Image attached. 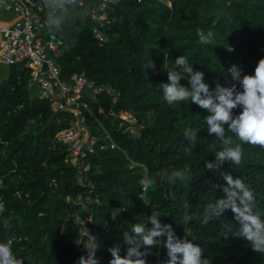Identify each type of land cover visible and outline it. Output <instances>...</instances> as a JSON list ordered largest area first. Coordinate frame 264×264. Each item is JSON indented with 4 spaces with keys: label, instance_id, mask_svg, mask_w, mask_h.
Wrapping results in <instances>:
<instances>
[{
    "label": "trees",
    "instance_id": "1",
    "mask_svg": "<svg viewBox=\"0 0 264 264\" xmlns=\"http://www.w3.org/2000/svg\"><path fill=\"white\" fill-rule=\"evenodd\" d=\"M105 12L109 23L102 42L91 30L97 21L83 16L81 7L57 31L63 40L62 77L83 71L104 86L89 100L96 120L88 117L87 123L91 134L101 142L110 135L116 147L88 154L82 161L86 170L70 164L66 145L56 138L71 117L27 88L29 69L9 65L0 81V202L5 205L0 242L11 240L24 264H76L89 243L76 218H87L86 229L100 243V264H109L108 247L155 211L178 236L199 244L213 264H264V254L231 235L237 227L231 212L207 225L195 218L223 196L221 173L205 168L219 145L207 134L205 110L187 102L169 106L159 87L167 81L162 69L181 54L204 73L210 88L235 83L227 72L232 64L251 74L264 56V0H118ZM197 28L211 30L215 46L199 44ZM150 60L155 69L144 68ZM120 111L134 117L133 135L125 131L128 123ZM189 127L199 129L195 146L183 135ZM242 150L241 163L225 162L222 172L243 179L264 211V149L243 145ZM163 169H182L189 179L145 192L142 180ZM78 196L85 209L75 202ZM119 209L126 210L113 222L111 212ZM124 251L122 246L121 255ZM166 258L165 250L154 249L146 260L162 264Z\"/></svg>",
    "mask_w": 264,
    "mask_h": 264
},
{
    "label": "clouds",
    "instance_id": "2",
    "mask_svg": "<svg viewBox=\"0 0 264 264\" xmlns=\"http://www.w3.org/2000/svg\"><path fill=\"white\" fill-rule=\"evenodd\" d=\"M42 4L48 27L59 31L75 16L80 0H42ZM196 36L199 44L215 46L211 30L197 28ZM193 65L186 55L176 56L172 67L162 69L166 72L167 81L159 82V87L163 100L169 106L187 102L205 110L203 121L207 134L214 136L219 145L213 159L205 162V168L209 172L221 173L225 186L219 190L223 196L209 203L195 218L207 225L212 219L231 212L237 224L231 235L245 241L253 252L264 254V211L257 208L253 191L243 179L222 172L225 162L241 163L243 145L264 149V56L256 62L251 74L243 73L235 64L230 65L227 72L235 83L224 86L217 82L214 88L209 87L204 73ZM144 68L155 69V64L150 60ZM182 80H186L187 84L181 83ZM198 132L199 129L189 127L183 135L195 146ZM188 179L182 169H163L146 177L142 187L148 192L161 183L175 185L177 181L184 183ZM144 205L149 206L150 203L144 201ZM124 210L111 212V220L116 222ZM3 212L5 205L0 202V213ZM5 227H8L7 223ZM84 232L89 243L87 246L84 244L86 255H81L76 264H100V258L96 255L100 243L86 228ZM122 246L125 249L123 255ZM154 249L165 250L167 258L162 264H213L199 244L186 236H178L173 225L162 222L161 215L155 211L145 215L143 222H133L130 230L123 232L120 239L108 247L107 251L111 254L109 264H147L146 257L153 254ZM0 264H24L13 253L11 240L0 242Z\"/></svg>",
    "mask_w": 264,
    "mask_h": 264
},
{
    "label": "built area",
    "instance_id": "3",
    "mask_svg": "<svg viewBox=\"0 0 264 264\" xmlns=\"http://www.w3.org/2000/svg\"><path fill=\"white\" fill-rule=\"evenodd\" d=\"M111 3L113 0H80L83 16L97 21L91 30L99 42L106 38L109 20L105 9ZM0 6L15 16L11 25L0 22V63L28 68L27 88L38 98L47 99L52 110L71 117L70 125L56 134L57 140L66 145L68 160L76 165L98 149L116 147L110 135L106 134L101 142L91 131L88 133L87 118L96 120L89 100H94L104 86H96L83 71L62 77L58 58L63 40L57 31L48 27L42 0H2ZM77 198L76 203L85 205L81 196Z\"/></svg>",
    "mask_w": 264,
    "mask_h": 264
},
{
    "label": "rangeland",
    "instance_id": "4",
    "mask_svg": "<svg viewBox=\"0 0 264 264\" xmlns=\"http://www.w3.org/2000/svg\"><path fill=\"white\" fill-rule=\"evenodd\" d=\"M9 13H11V12H9ZM12 14V13H11ZM13 15V14H12ZM5 16H6V12L2 9V7L0 6V22H2V23H8V22H6L5 20H4V18H5ZM14 18H15V16L13 15V20H14ZM9 23H11V22H9ZM9 71H10V67L8 66V65H6V64H4V63H0V81H2V80H4V79H6L7 78V76H8V74H9ZM119 117L121 118V119H123L125 122H127L128 123V125H127V127H126V129H125V131L127 132V133H129V134H131V135H133L134 133H135V131H136V127L133 125L134 124V122H135V119H134V117L131 115V114H129V113H127V112H124V111H120L119 112ZM124 124V122H121L120 123V125H123ZM87 130H88V133L90 134V125L89 124H87ZM86 134V133H85ZM85 134H84V141H86L87 140V137L85 138ZM93 135V134H92ZM61 136H63V135H61ZM94 136V135H93ZM95 139L97 138L96 136L94 137ZM98 139V138H97ZM68 159V158H67ZM69 161V160H68ZM82 161H83V159L82 160H80L79 162H77V164L76 165H73L70 161V164L72 165V166H75V167H77L78 168V170H80V168L81 169H83V170H86L87 168H88V164L86 163V164H84V165H82ZM78 199V198H77ZM82 207H83V209H85L86 208V204L85 205H81ZM86 219L87 218H83V219H77L76 218V221H77V223L79 224V227H80V232L82 233V234H85V232H84V228H86L85 227V222H86Z\"/></svg>",
    "mask_w": 264,
    "mask_h": 264
},
{
    "label": "crops",
    "instance_id": "5",
    "mask_svg": "<svg viewBox=\"0 0 264 264\" xmlns=\"http://www.w3.org/2000/svg\"><path fill=\"white\" fill-rule=\"evenodd\" d=\"M3 9V8H2ZM5 11V10H4ZM6 12V16L4 18V20L8 23H3V24H6V25H11V23L13 22V15L11 13H9L8 11H5ZM11 22V23H9ZM9 66V65H8Z\"/></svg>",
    "mask_w": 264,
    "mask_h": 264
}]
</instances>
